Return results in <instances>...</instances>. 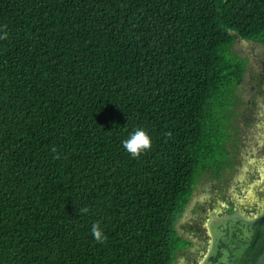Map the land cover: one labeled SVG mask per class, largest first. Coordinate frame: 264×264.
I'll list each match as a JSON object with an SVG mask.
<instances>
[{"label": "trees", "instance_id": "1", "mask_svg": "<svg viewBox=\"0 0 264 264\" xmlns=\"http://www.w3.org/2000/svg\"><path fill=\"white\" fill-rule=\"evenodd\" d=\"M236 34L264 45V0H0V264H176L233 166Z\"/></svg>", "mask_w": 264, "mask_h": 264}, {"label": "flooded vegetation", "instance_id": "2", "mask_svg": "<svg viewBox=\"0 0 264 264\" xmlns=\"http://www.w3.org/2000/svg\"><path fill=\"white\" fill-rule=\"evenodd\" d=\"M247 57L250 63L251 57L249 55ZM259 75L254 84L256 88L259 87L257 104L260 102L259 99L264 100V66L261 67ZM253 100L255 102L252 95L248 102ZM245 103L238 109L236 116L238 128L233 137L234 140L231 141L235 144L231 155L233 166L224 172L223 177L219 179H206L209 182L207 183L209 184L207 190L211 191L207 202L196 200L195 204L199 214L195 213L192 216L193 219L187 221L190 226L189 229L186 228V225L184 227L178 225L181 234L194 242L186 249L191 254L192 261L190 264H200L198 263L199 260L201 261L208 251L211 242L208 225L211 221H217V219L227 216L234 210L247 217H254L264 208V135H257V132L253 131L264 122V108L260 106L251 108V116L246 117L245 114L248 109H244ZM231 182H233L232 186L230 185ZM253 184H255V188ZM232 187L235 192H239L237 194L239 197L234 196ZM218 196H221L223 201L217 204ZM194 226L196 230H194Z\"/></svg>", "mask_w": 264, "mask_h": 264}, {"label": "water", "instance_id": "3", "mask_svg": "<svg viewBox=\"0 0 264 264\" xmlns=\"http://www.w3.org/2000/svg\"><path fill=\"white\" fill-rule=\"evenodd\" d=\"M208 226L211 242L200 264H264V208L254 217L234 210Z\"/></svg>", "mask_w": 264, "mask_h": 264}, {"label": "rangeland", "instance_id": "4", "mask_svg": "<svg viewBox=\"0 0 264 264\" xmlns=\"http://www.w3.org/2000/svg\"><path fill=\"white\" fill-rule=\"evenodd\" d=\"M235 50H237L240 54H242L243 56H247L249 55L251 57V61L248 65V72L247 75L244 78V81L242 83V88H243V98L245 101L248 102V99L252 98V95L255 99L253 101H249L248 103L244 102V109H248V111L246 112L245 116L246 117H250V112H251V108H258L259 106L264 108V100L262 101L261 99H259V104H257V98L259 96H257V91L259 90V87L256 88L255 87V82L258 80L259 78V73L261 70V67L264 66V46L261 45L258 42L255 41H249V40H240L238 41L235 45H234ZM263 62V63H262ZM264 122L262 125H258V128H255L253 131L257 132V135H264ZM247 129V127H246ZM251 182V180H250ZM252 182H255L254 180H252ZM209 183L207 180L202 181L197 190L195 195L193 196L190 204L188 205L185 213L183 214L180 222H179V226L180 227H184V225H186V228L189 229L190 226L187 224L188 220L193 219V215H195V213H198V209H197V205L195 204L197 201V199L203 201V202H207V199L210 197L211 195V191L207 190V184ZM233 182H231V186H232ZM252 185V184H251ZM254 188L256 187L255 184H253ZM231 191V189H230ZM232 191L235 197H239V195H237L239 192H235L233 190L232 187ZM257 192V191H256ZM252 195V193L250 194V196ZM216 203L218 204V202H222V197L218 196V199H216ZM216 204V205H217ZM194 230H196V227L194 226ZM190 253H188L187 250H185L184 252L178 254V258L176 261V264H190L192 259L190 257ZM198 263H201V261L199 260Z\"/></svg>", "mask_w": 264, "mask_h": 264}, {"label": "clouds", "instance_id": "5", "mask_svg": "<svg viewBox=\"0 0 264 264\" xmlns=\"http://www.w3.org/2000/svg\"><path fill=\"white\" fill-rule=\"evenodd\" d=\"M151 144V136L143 128H137L123 141L124 148L134 156H137L144 150L150 148ZM92 232L97 240L103 239L102 230L98 225L93 226Z\"/></svg>", "mask_w": 264, "mask_h": 264}]
</instances>
